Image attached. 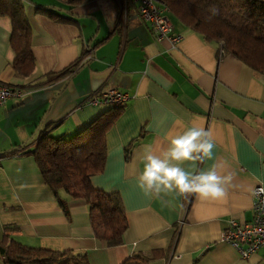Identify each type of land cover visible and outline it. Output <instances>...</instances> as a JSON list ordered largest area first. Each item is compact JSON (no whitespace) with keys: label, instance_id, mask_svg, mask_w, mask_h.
<instances>
[{"label":"crops","instance_id":"0c3cea01","mask_svg":"<svg viewBox=\"0 0 264 264\" xmlns=\"http://www.w3.org/2000/svg\"><path fill=\"white\" fill-rule=\"evenodd\" d=\"M64 2L63 9L53 0L25 1L32 60L22 72L14 68L12 21L0 16V85L24 92L0 107V264H7L1 246L12 241L69 251L89 264H123L137 254L149 257V264H250L253 257L264 264V247L244 260L220 242L231 219H253V192L264 187V71L223 51L221 42L207 41L172 13L174 34L182 37L176 47L156 40L139 16V2ZM90 49L89 65L70 82L38 86ZM110 88L131 99L106 134V165L91 183L123 201L128 228L115 247L96 238L85 201L62 191L64 211L35 157L24 154L34 150L31 139L39 130L72 138L110 110L113 106L88 103ZM191 127L210 132L213 157L173 163L193 175L215 168L231 176L223 185L225 197L146 193L138 180L144 156L162 157L171 140ZM10 150L15 153L1 157Z\"/></svg>","mask_w":264,"mask_h":264},{"label":"trees","instance_id":"16d2710c","mask_svg":"<svg viewBox=\"0 0 264 264\" xmlns=\"http://www.w3.org/2000/svg\"><path fill=\"white\" fill-rule=\"evenodd\" d=\"M26 0H0V16L12 21L11 45L16 53L14 68L22 72L32 60V29L25 12ZM65 1V0H64ZM92 0H71L85 4ZM180 22L201 34L207 41H219L223 51L233 54L255 71H264V3L259 0H161ZM218 10L213 15L212 9ZM47 7L40 11L57 17ZM60 21H69L57 17ZM91 50V51H90ZM84 50L70 66L58 73L46 75L47 86L61 80L70 82L92 57V49ZM124 107H112L72 138L54 137L51 128L38 131L33 137L32 154L39 165L45 184L51 189L59 204L67 212L61 199L66 192L75 200H83L90 207L91 223L97 239L108 247L123 243L128 228L123 201L117 194L97 190L91 178L103 172L106 165V134L116 122ZM28 143L17 147L23 151ZM7 151L1 157L11 155ZM7 238H5V243ZM7 264H89L87 259L69 251L52 252L34 249L12 241L1 246ZM150 258L137 254L123 264H149Z\"/></svg>","mask_w":264,"mask_h":264},{"label":"clouds","instance_id":"9594fccd","mask_svg":"<svg viewBox=\"0 0 264 264\" xmlns=\"http://www.w3.org/2000/svg\"><path fill=\"white\" fill-rule=\"evenodd\" d=\"M213 15L218 10L213 8ZM214 141L209 131L191 127L174 137L162 157L151 153L144 156V170L138 177L139 187L146 193L153 190L177 192L179 195L195 194L201 200H218L226 195L223 185L231 181V176H220L215 168L200 171L193 175L173 162L212 159ZM264 192V188L259 190ZM258 257H253L250 264H257Z\"/></svg>","mask_w":264,"mask_h":264},{"label":"built area","instance_id":"2783aa9c","mask_svg":"<svg viewBox=\"0 0 264 264\" xmlns=\"http://www.w3.org/2000/svg\"><path fill=\"white\" fill-rule=\"evenodd\" d=\"M139 2L138 13L141 20L149 25L150 30L157 41H168L176 47L182 40L181 35L174 34V28L170 20V11L161 0H132ZM24 92L21 89L6 85H0V107L10 99L21 98ZM131 96L116 88H110L99 94H93L88 103L92 105H108L124 107ZM257 187L253 192V213L251 221L240 222L231 219L222 230L220 242L235 248L241 259L247 260L264 247V192Z\"/></svg>","mask_w":264,"mask_h":264},{"label":"rangeland","instance_id":"374dc122","mask_svg":"<svg viewBox=\"0 0 264 264\" xmlns=\"http://www.w3.org/2000/svg\"><path fill=\"white\" fill-rule=\"evenodd\" d=\"M47 1H51V0H46V2ZM53 2H54V4H55V8H65V7H67L66 6V3L64 2V0H53Z\"/></svg>","mask_w":264,"mask_h":264}]
</instances>
